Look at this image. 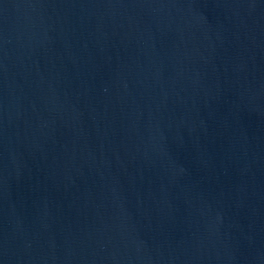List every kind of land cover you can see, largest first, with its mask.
<instances>
[{
    "label": "water",
    "instance_id": "obj_1",
    "mask_svg": "<svg viewBox=\"0 0 264 264\" xmlns=\"http://www.w3.org/2000/svg\"><path fill=\"white\" fill-rule=\"evenodd\" d=\"M0 264H264V0H0Z\"/></svg>",
    "mask_w": 264,
    "mask_h": 264
}]
</instances>
